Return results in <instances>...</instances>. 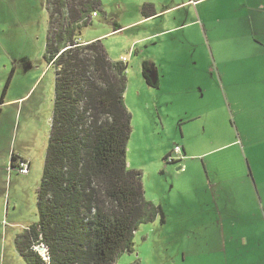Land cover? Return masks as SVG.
<instances>
[{
  "label": "rangeland",
  "instance_id": "374dc122",
  "mask_svg": "<svg viewBox=\"0 0 264 264\" xmlns=\"http://www.w3.org/2000/svg\"><path fill=\"white\" fill-rule=\"evenodd\" d=\"M100 1L80 42L126 66L127 164L165 215L116 264H264V0ZM47 2L0 0V264H26L16 239L38 221L55 97Z\"/></svg>",
  "mask_w": 264,
  "mask_h": 264
},
{
  "label": "trees",
  "instance_id": "16d2710c",
  "mask_svg": "<svg viewBox=\"0 0 264 264\" xmlns=\"http://www.w3.org/2000/svg\"><path fill=\"white\" fill-rule=\"evenodd\" d=\"M101 5L100 0L47 2L54 110L38 221L16 239L26 264H116L134 252L141 225L158 216L165 222L162 208L145 197L142 174L127 164L132 115L124 97L126 66L112 62L100 40L80 42L81 30ZM120 30L115 26L114 32ZM144 78L158 86L148 64ZM11 160L14 169L19 159ZM40 248L47 249L48 258Z\"/></svg>",
  "mask_w": 264,
  "mask_h": 264
},
{
  "label": "built area",
  "instance_id": "2783aa9c",
  "mask_svg": "<svg viewBox=\"0 0 264 264\" xmlns=\"http://www.w3.org/2000/svg\"><path fill=\"white\" fill-rule=\"evenodd\" d=\"M95 17H97V14L93 13L92 16H91V20H92V18H95ZM123 62H126L125 58L123 59ZM175 153H180V149L177 148ZM170 159L171 158H169V160ZM19 167H20L19 170H20L21 174H23V175L29 174V169H30L29 163H27L26 161H21L20 164H19Z\"/></svg>",
  "mask_w": 264,
  "mask_h": 264
},
{
  "label": "bare ground",
  "instance_id": "6f19581e",
  "mask_svg": "<svg viewBox=\"0 0 264 264\" xmlns=\"http://www.w3.org/2000/svg\"><path fill=\"white\" fill-rule=\"evenodd\" d=\"M43 252L45 251V253H46V250H45V248H40Z\"/></svg>",
  "mask_w": 264,
  "mask_h": 264
},
{
  "label": "water",
  "instance_id": "95a60500",
  "mask_svg": "<svg viewBox=\"0 0 264 264\" xmlns=\"http://www.w3.org/2000/svg\"><path fill=\"white\" fill-rule=\"evenodd\" d=\"M179 170H181V168H179Z\"/></svg>",
  "mask_w": 264,
  "mask_h": 264
},
{
  "label": "crops",
  "instance_id": "0c3cea01",
  "mask_svg": "<svg viewBox=\"0 0 264 264\" xmlns=\"http://www.w3.org/2000/svg\"><path fill=\"white\" fill-rule=\"evenodd\" d=\"M85 43V42H84ZM86 43H88V42H86Z\"/></svg>",
  "mask_w": 264,
  "mask_h": 264
}]
</instances>
